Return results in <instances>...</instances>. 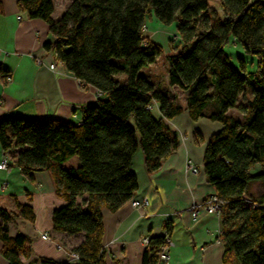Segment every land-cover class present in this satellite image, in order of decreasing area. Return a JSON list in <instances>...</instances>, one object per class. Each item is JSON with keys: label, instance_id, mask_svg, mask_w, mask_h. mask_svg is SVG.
<instances>
[{"label": "trees", "instance_id": "trees-1", "mask_svg": "<svg viewBox=\"0 0 264 264\" xmlns=\"http://www.w3.org/2000/svg\"><path fill=\"white\" fill-rule=\"evenodd\" d=\"M218 2L222 18L209 12V0H72L55 19L54 0H18L20 13L48 25L51 39L43 50L83 87L100 94L84 107L79 124L0 119L1 147L15 151L9 167L32 182L37 172L52 174L65 202L52 212L53 231L84 237L72 249L76 262L33 257L32 239L9 231L18 218L34 223L33 208L0 206L1 255L8 264H25L31 257L33 264H107L102 210L115 212L134 197L138 184L131 163L138 151L146 171L154 173L177 150L178 135L166 120L184 110L192 120L204 117L223 125L204 153L206 181L226 202L219 235L223 264H264V0ZM151 14L165 26L175 25L181 40L165 56L166 83L142 73L164 53L145 36ZM230 38L256 59L254 70L240 57L238 66L232 64L225 51ZM9 77L0 67L2 82ZM173 88L185 93V107ZM154 105L161 117L154 115ZM231 110L241 117H232ZM73 156L79 164L63 167ZM257 183L262 192L253 196L249 190ZM170 233L167 228L164 235H147L142 264H162L160 251Z\"/></svg>", "mask_w": 264, "mask_h": 264}, {"label": "crops", "instance_id": "crops-1", "mask_svg": "<svg viewBox=\"0 0 264 264\" xmlns=\"http://www.w3.org/2000/svg\"><path fill=\"white\" fill-rule=\"evenodd\" d=\"M71 1H63L59 5L60 10H64ZM17 2L0 0V67L10 73L7 83L0 78V119L17 116L81 123L84 107L95 103L100 93L92 86L83 87L73 74L56 62L53 54L43 50V44L51 39L48 25L40 19H28L19 12ZM54 5L56 7L55 0ZM53 17L57 19L55 11ZM160 25L165 29L172 26ZM152 31L154 33V29ZM51 65L55 67L51 68ZM151 75L163 83L167 82L166 72L161 78ZM171 93L183 107L186 106L184 92L173 88ZM152 111L156 117H161L157 105L153 106ZM235 112L231 110L229 113L234 118H240L241 115ZM166 124L178 135L179 146L160 169L148 173L140 151L134 155L131 163L138 184L133 198L146 199V206L135 208L130 200L115 212L102 210V245L107 264H142L146 248L143 239L150 233L164 235L167 228L171 229L169 260L162 264H223L225 248L219 239L221 217L203 214L194 219L191 210L215 193L206 181L204 153L211 136L219 133L223 125L204 117L192 120L187 110L166 120ZM199 136L201 140L197 143ZM14 153L4 152L0 144V162L4 158L8 160L7 168L0 169V206L15 210L17 203L28 204L33 208L35 222L18 218L9 223L10 235L22 233L29 236L32 239L33 257L69 261L72 249L80 245L84 237L82 234L67 235L53 231L52 212L65 202L56 193L51 172H37L33 182L27 180L19 168L9 167ZM62 166L65 167V162ZM193 167L197 168L196 173L191 172ZM255 185L256 193L260 195V184ZM42 234H47L48 238H42ZM1 249L0 241V264H8L1 255ZM33 257L23 259L24 263L33 264Z\"/></svg>", "mask_w": 264, "mask_h": 264}, {"label": "rangeland", "instance_id": "rangeland-1", "mask_svg": "<svg viewBox=\"0 0 264 264\" xmlns=\"http://www.w3.org/2000/svg\"><path fill=\"white\" fill-rule=\"evenodd\" d=\"M55 1H56L55 17L59 18L64 12V10H60L59 5L63 1L67 2L68 0H55ZM209 12L213 16L216 15L222 18L223 14L219 7L218 0H209ZM169 28L170 29L162 28L160 25V22L157 20V18L154 17L153 14L149 15L146 18L145 28H144L145 36L152 37L158 40V42H160L159 44L164 48V53L166 55L168 52L172 51L173 48H178L181 46V42L179 41L180 37L178 33L176 32L175 25H172ZM152 29H154V33ZM158 35H161V36H158ZM225 51L231 56L230 58L233 64L238 66L239 64L238 56H240L245 61L247 69L249 71H252L255 69L256 59L250 55L245 54L241 46L237 44L233 40V38L229 39L228 43L225 46ZM118 61L119 60L114 59V62H118ZM166 68H167V65H166L165 55L162 54L152 67L144 68L142 70V73L157 75L158 78H161L165 74ZM235 114L238 115L237 112H235ZM78 164H79L78 156H73L71 159L65 162V167L66 168L75 167ZM255 186L256 185L253 184L249 192L253 196H258V193H256Z\"/></svg>", "mask_w": 264, "mask_h": 264}, {"label": "built area", "instance_id": "built-area-1", "mask_svg": "<svg viewBox=\"0 0 264 264\" xmlns=\"http://www.w3.org/2000/svg\"><path fill=\"white\" fill-rule=\"evenodd\" d=\"M20 19V17H19ZM179 41L181 42V40L179 39ZM54 65H51V68H54ZM8 166V160L6 158L2 159L0 162V169H6ZM191 172L196 173L197 172V168L193 167L191 168ZM147 200L146 199H140V198H132L131 199V205L135 208H144L147 204ZM225 201L219 199L215 193L208 196L203 202L193 206L191 208L193 215H194V219H198L200 216H202L203 214H215L217 216L221 215V211L223 209V207L225 206ZM42 238L47 239L48 236L47 234H42L41 235ZM143 243L145 245L148 244V237H145L143 239ZM171 245L170 239L169 237H167L166 239V243L165 245L161 248L160 251V260L162 263L167 262L169 260V247ZM58 248L60 249V246H58ZM78 260V256L76 254H70L69 256V261L70 262H76Z\"/></svg>", "mask_w": 264, "mask_h": 264}]
</instances>
